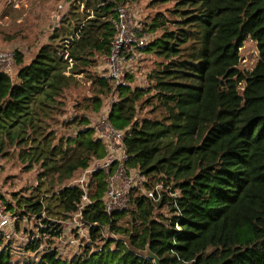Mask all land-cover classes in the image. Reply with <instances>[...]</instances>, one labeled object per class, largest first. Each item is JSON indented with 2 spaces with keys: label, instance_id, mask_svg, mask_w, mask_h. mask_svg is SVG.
<instances>
[{
  "label": "trees",
  "instance_id": "1",
  "mask_svg": "<svg viewBox=\"0 0 264 264\" xmlns=\"http://www.w3.org/2000/svg\"><path fill=\"white\" fill-rule=\"evenodd\" d=\"M130 1L71 4L30 62L14 50L15 77L0 69V152L14 149L23 170H39L32 191L13 194L6 204L21 219H39L41 235L63 233L83 195L67 181L106 156L86 115L58 118L63 92L79 85L82 73L93 79L95 94L79 107L100 111L112 95L107 77L89 68L110 53L111 19ZM167 2L173 5L148 22L145 50L158 59L149 84L134 87L126 74L109 110L112 125L130 132L129 164L161 186L160 196L132 192V209L109 214L106 176L97 170L81 219L92 243L102 245L87 243L71 257L50 247L16 259L0 234V264H155L136 251L147 244L161 264H264V0L151 1ZM248 38L257 42L259 60L244 71L240 49ZM147 106L159 113L139 118ZM58 124L79 130L59 135ZM126 214L130 219L120 223ZM40 242L29 248L38 250Z\"/></svg>",
  "mask_w": 264,
  "mask_h": 264
},
{
  "label": "rangeland",
  "instance_id": "2",
  "mask_svg": "<svg viewBox=\"0 0 264 264\" xmlns=\"http://www.w3.org/2000/svg\"><path fill=\"white\" fill-rule=\"evenodd\" d=\"M151 1L135 0L126 4L136 23L147 31L149 29L148 22L153 19L155 14L159 10L164 11L166 7L173 5V2L152 4ZM68 5L69 0H0V52L6 51L13 54L14 50L18 49L24 54V61L30 62L38 54L41 46L49 41L54 29L61 26L62 20L67 15L65 10ZM149 32L152 33L150 30ZM156 35L157 33L153 38ZM240 55V68L244 71H250L259 60L257 42L252 38L246 39L240 49ZM129 56H132V54ZM129 56H124L122 59L123 75L129 74L132 76V80L129 81L134 87L147 86L149 84V73L155 67L158 61L157 57L151 50H145V46L140 49L136 48L134 56ZM19 67L20 65L16 63L13 55L11 61L2 66L14 77ZM103 69H105V62L101 56L98 57L95 65L91 69L89 68L90 74L96 77L101 76L99 73L103 72ZM78 77L81 79V83L63 92L62 98L66 106L64 113L58 119L63 122L74 115H86L89 118L88 124L96 126L95 135L98 136V127L102 125L101 119L107 114L110 108L108 104L110 101L112 102L114 96L109 94L104 98V104L100 111H95L93 108H84V106L79 107L78 103L84 104L86 98L95 94V86H93V79L86 76V73H82ZM153 110V106L145 107L139 113V118L151 117L159 113L152 114ZM76 127L78 126L64 127L58 124L56 130L59 135H72L76 133L73 129ZM96 163L97 160H93L89 167L94 166ZM23 168V164L14 149L0 152V194L3 195L0 197L4 199L5 203L13 200V194L21 192L29 194L32 191L31 188L36 185L38 168L36 167L31 171H25ZM81 170L75 172L74 176L81 174ZM8 210L16 219H14L13 226L8 228L2 235H5V241L11 242L13 251L17 256L16 259L37 257L38 254L50 247L57 248L64 257H71L75 253L84 250L83 247L87 243L92 245H96V243L103 244L102 241L92 243V235L89 234L88 227L85 225L75 228L73 226L72 228L68 227L65 233L63 232L58 236L41 235L39 232L41 221L39 219H21L13 209L8 207ZM159 211L166 212L167 210L164 208ZM129 219V214H126L120 220V223L126 224ZM67 222L63 221V229L64 223ZM103 234L105 235V233ZM104 235L103 237L109 236ZM111 235L116 238L123 237L115 233ZM31 236L41 239L36 251L29 248ZM21 260V264H26L27 259Z\"/></svg>",
  "mask_w": 264,
  "mask_h": 264
},
{
  "label": "built area",
  "instance_id": "3",
  "mask_svg": "<svg viewBox=\"0 0 264 264\" xmlns=\"http://www.w3.org/2000/svg\"><path fill=\"white\" fill-rule=\"evenodd\" d=\"M73 3H79L84 7L83 0H69V5L65 12L69 10L70 5ZM116 14V17L111 19L114 28L111 51L108 55L102 57L105 62V69L99 73L101 76L107 77L114 87L112 93L114 99L112 102L117 98L118 86L125 83L126 75H123L121 67L123 57L131 54L132 56L129 57H133L136 48L140 49L150 42V34L136 23L126 5H120L116 10ZM12 55L11 52H0L1 70L9 72L2 66L6 62L11 61ZM110 103L108 104L109 107ZM109 110L102 117V125L98 127L99 133L96 136L103 141L107 150L106 156L97 160L94 166L89 167V165L87 168L82 169L81 174L73 175L66 183L67 185L79 187L83 191V195L79 210L72 214L67 223H64V233L68 227L72 228L73 226L75 228L82 225L88 227L81 219V213L92 202L90 193L95 186V172L97 170L103 171L106 176L105 206L109 214L115 211L129 210L131 208L130 195L132 192L141 193L146 197L155 199L160 196L161 186L159 184H151L146 174L129 164L130 152L126 140L130 136V132L127 129H117L112 125ZM94 128L96 129V126ZM33 218L35 217L26 219L31 220ZM14 219L16 217L9 212L7 204L0 197V234H3L8 228L13 226ZM177 227H179L178 224ZM88 231L91 234L89 227ZM102 232L105 233V235L103 234L104 236L109 235V230H103ZM35 239L37 238L31 236L30 241Z\"/></svg>",
  "mask_w": 264,
  "mask_h": 264
},
{
  "label": "water",
  "instance_id": "4",
  "mask_svg": "<svg viewBox=\"0 0 264 264\" xmlns=\"http://www.w3.org/2000/svg\"><path fill=\"white\" fill-rule=\"evenodd\" d=\"M79 129H75L77 132ZM141 255L153 260L155 264H161L160 258L150 249V245L147 244L145 249H138L136 250Z\"/></svg>",
  "mask_w": 264,
  "mask_h": 264
}]
</instances>
